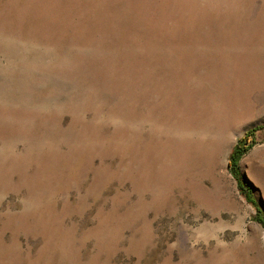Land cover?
Masks as SVG:
<instances>
[{
	"label": "rangeland",
	"instance_id": "374dc122",
	"mask_svg": "<svg viewBox=\"0 0 264 264\" xmlns=\"http://www.w3.org/2000/svg\"><path fill=\"white\" fill-rule=\"evenodd\" d=\"M0 264H264V0H0Z\"/></svg>",
	"mask_w": 264,
	"mask_h": 264
},
{
	"label": "trees",
	"instance_id": "16d2710c",
	"mask_svg": "<svg viewBox=\"0 0 264 264\" xmlns=\"http://www.w3.org/2000/svg\"><path fill=\"white\" fill-rule=\"evenodd\" d=\"M248 147H249V144H247V145H243V146H242L241 142L237 145L235 151H234L233 154L231 155V167H232V166H233L234 168L237 167V161H236L237 158H238L239 156H241V155H242V154L248 149ZM240 189H241L242 191H244L245 194H246V193L249 194L248 190H245L241 185H240Z\"/></svg>",
	"mask_w": 264,
	"mask_h": 264
}]
</instances>
